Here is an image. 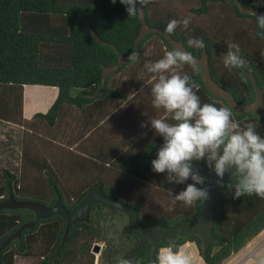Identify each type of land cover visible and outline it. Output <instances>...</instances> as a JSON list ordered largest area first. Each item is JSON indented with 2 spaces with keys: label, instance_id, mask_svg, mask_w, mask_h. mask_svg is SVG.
Returning a JSON list of instances; mask_svg holds the SVG:
<instances>
[{
  "label": "trees",
  "instance_id": "obj_1",
  "mask_svg": "<svg viewBox=\"0 0 264 264\" xmlns=\"http://www.w3.org/2000/svg\"><path fill=\"white\" fill-rule=\"evenodd\" d=\"M238 1L264 10V0ZM142 15L147 25L164 28L172 19L190 17L187 31L178 27L171 35L196 56L203 49L189 48L187 40L203 39L212 77L238 102L252 100L255 93L244 70L224 67L228 43L240 46L245 69L264 87V36L258 35L264 29L235 0H152ZM140 30L139 14L128 17L119 0H0V121L22 130L17 172L0 169V264H14L18 256L32 264H94L95 242L103 243L98 264L120 259L153 264L160 248L187 243L195 244L201 264H224L264 230V199H233L226 187L217 191L214 238L205 250L195 234L163 239L155 247L149 240L140 243L123 213L99 203L88 205L80 219L66 216L95 191L135 210L142 225H171L199 215L198 203L173 204L172 195L185 184L167 183L151 165L131 162L156 157L163 143L150 119L165 113L152 106L144 64L173 50L156 32L145 34L136 46ZM133 52L139 61L128 58L101 86L104 67ZM181 71L199 85L202 104L228 107L233 119L242 126L254 123L264 137V118L253 111L238 114L214 96L197 64ZM25 85L55 86L57 96L45 112L25 118ZM54 206L62 211L37 213Z\"/></svg>",
  "mask_w": 264,
  "mask_h": 264
},
{
  "label": "clouds",
  "instance_id": "obj_2",
  "mask_svg": "<svg viewBox=\"0 0 264 264\" xmlns=\"http://www.w3.org/2000/svg\"><path fill=\"white\" fill-rule=\"evenodd\" d=\"M117 0H111L115 4ZM125 6L128 17H136L152 0H119ZM191 18L172 19L165 32L172 34L178 27L187 31ZM260 29H264V14L256 15ZM264 36V32L258 33ZM189 48L204 49L203 39L189 38ZM222 63L225 68L243 69L248 61L236 43L227 44ZM264 57V52L261 53ZM129 60L139 61V53L133 52ZM197 63L184 48L166 51L162 58L144 64L145 74L151 76L152 106L163 109L164 117L150 119L151 129L162 137L151 170L164 174L167 183L185 184L181 191L172 195L173 204L180 202L194 206L209 199L205 187L207 178L193 167V161H205L217 177V183L233 194V199L256 195L264 199V137L256 131V125L248 122L243 126L233 119L228 107L201 103L197 95L199 85L181 70L185 65ZM143 123L141 127H147ZM228 174L232 179L225 185ZM188 181H191L190 183ZM231 181H234L231 182ZM118 264H131L120 259ZM153 264H193L191 255L183 245L166 246L158 250Z\"/></svg>",
  "mask_w": 264,
  "mask_h": 264
},
{
  "label": "water",
  "instance_id": "obj_3",
  "mask_svg": "<svg viewBox=\"0 0 264 264\" xmlns=\"http://www.w3.org/2000/svg\"><path fill=\"white\" fill-rule=\"evenodd\" d=\"M235 1L237 2L238 7L242 13H250L255 15L264 14V10H259L256 8H245L238 0ZM139 17L141 20V30L139 36L136 39V46L138 45V43L145 34H147L148 32H156L168 40L173 50L175 48L182 47L188 52H190L186 48L181 38H174L171 34L166 33L165 28L163 26L147 25L143 20L142 11L139 13ZM190 53L196 59L197 61L196 64L201 68V74L199 76L200 79L203 81L204 85L211 91V93L214 96L225 99L227 105L238 114H242L247 111H253L259 117L264 118V89H262L258 85L255 76L251 71H247L246 75L251 80V83L255 91V97L252 100L241 103L234 98L230 90L222 87L212 77L209 66L208 54L205 48L203 49L202 54L200 56H196L192 52ZM128 58L129 56L119 55V61L116 65L110 67H104L101 86L103 85L105 78L109 74L115 72L119 68V66L122 63H124ZM155 158L156 157H137L133 159L131 162L139 163L142 164L143 167H147L148 165H151V161ZM193 167L199 170V172L207 178V184L205 185V187L209 191V199L206 201H202L200 204L198 203L200 212L199 215L194 218H184L171 225H166L164 223H160L157 225H142L138 222L136 218L135 210L126 207L119 202L111 200L97 191L90 193L79 207L85 209L84 215L87 211L88 205H90L91 203L103 204L107 207L118 210L119 212L123 213L126 216L128 230L139 237L140 243L149 240L152 242V246L155 247L157 243L163 239H173L176 236L195 234L202 239L203 249L205 250L208 247L211 240H213L214 238L212 232V227L215 218L214 200L217 191L221 186L220 184L217 183V177L215 176V174L211 173L210 169L206 167L204 164L198 161H193ZM232 178L233 177L226 174L223 179V184ZM97 250L98 247L95 245L93 251L95 252Z\"/></svg>",
  "mask_w": 264,
  "mask_h": 264
},
{
  "label": "rangeland",
  "instance_id": "obj_4",
  "mask_svg": "<svg viewBox=\"0 0 264 264\" xmlns=\"http://www.w3.org/2000/svg\"><path fill=\"white\" fill-rule=\"evenodd\" d=\"M43 107V106H42ZM0 121V150L3 149V145L6 146V150L0 152V169L7 167L13 172H17L19 146L21 142L20 133L21 129L17 125L4 124ZM5 142V144H3ZM1 172V171H0ZM60 206H54L51 209L39 208L37 213L39 216L46 215L52 212H61ZM85 209L79 207L73 213H67V217L70 221L80 219L84 216ZM186 251L191 255L193 264H201L202 260L198 254V250L193 243L184 245ZM264 258V230L250 243H248L240 252L233 255L224 264H258ZM14 264H32V259L26 257H16Z\"/></svg>",
  "mask_w": 264,
  "mask_h": 264
},
{
  "label": "crops",
  "instance_id": "obj_5",
  "mask_svg": "<svg viewBox=\"0 0 264 264\" xmlns=\"http://www.w3.org/2000/svg\"><path fill=\"white\" fill-rule=\"evenodd\" d=\"M57 92L58 89L55 86L25 85L23 89V116L25 118H31L36 112H45L54 101L55 97L57 96ZM21 135L22 130L20 137ZM3 144H5V142H3ZM3 147L4 148L1 149L0 152L6 150V146L3 145ZM16 165H18V162Z\"/></svg>",
  "mask_w": 264,
  "mask_h": 264
},
{
  "label": "built area",
  "instance_id": "obj_6",
  "mask_svg": "<svg viewBox=\"0 0 264 264\" xmlns=\"http://www.w3.org/2000/svg\"><path fill=\"white\" fill-rule=\"evenodd\" d=\"M95 245L98 247V250L94 252L93 248H94ZM102 246H103V243H99V242H95L92 245L91 251H92V253L94 255V258H95L94 259V264H98V260H99V256H100V252H101ZM258 264H264V258L261 261H258Z\"/></svg>",
  "mask_w": 264,
  "mask_h": 264
},
{
  "label": "flooded vegetation",
  "instance_id": "obj_7",
  "mask_svg": "<svg viewBox=\"0 0 264 264\" xmlns=\"http://www.w3.org/2000/svg\"><path fill=\"white\" fill-rule=\"evenodd\" d=\"M256 65H258L257 63H255ZM242 70H244V73L246 74V72L247 71H250V70H246L245 68H243ZM252 72V71H251ZM253 73V72H252ZM261 75H263L262 73H261ZM248 77V76H247ZM249 78V77H248ZM256 79V78H255ZM249 80H250V78H249ZM261 80H262V83H264V79H262V77H261ZM257 81V80H256ZM250 82H251V80H250ZM257 83H258V81H257ZM252 84V83H251ZM258 85H259V83H258ZM260 86V85H259ZM252 87H253V85H252ZM262 89H264V87L263 86H260ZM253 90H254V88H253ZM254 93H255V91H254ZM255 97V96H254Z\"/></svg>",
  "mask_w": 264,
  "mask_h": 264
}]
</instances>
